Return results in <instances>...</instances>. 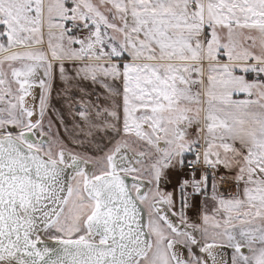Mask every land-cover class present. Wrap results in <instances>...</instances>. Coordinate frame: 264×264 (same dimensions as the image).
I'll return each mask as SVG.
<instances>
[{
  "label": "snow or ice",
  "instance_id": "snow-or-ice-1",
  "mask_svg": "<svg viewBox=\"0 0 264 264\" xmlns=\"http://www.w3.org/2000/svg\"><path fill=\"white\" fill-rule=\"evenodd\" d=\"M0 264H264V0H0Z\"/></svg>",
  "mask_w": 264,
  "mask_h": 264
}]
</instances>
